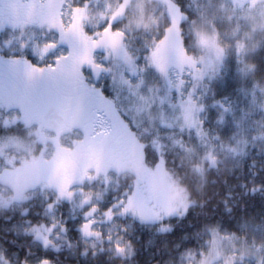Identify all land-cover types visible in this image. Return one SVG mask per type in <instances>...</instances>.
Returning a JSON list of instances; mask_svg holds the SVG:
<instances>
[{
    "label": "rangeland",
    "instance_id": "1",
    "mask_svg": "<svg viewBox=\"0 0 264 264\" xmlns=\"http://www.w3.org/2000/svg\"><path fill=\"white\" fill-rule=\"evenodd\" d=\"M21 1L24 0L17 3ZM33 2L31 9L38 17L11 25L12 32L4 45L13 50L6 55L0 54V71L4 73L3 68L8 65L21 63H26L30 69L54 66L67 54L65 48L76 51L87 41L93 42L92 38L102 36L107 42L93 45L98 53L88 56L84 65L89 70L93 66V71L94 67L101 68L99 86L92 75L89 74V81L79 75L83 79L80 85L88 98L73 99V110L86 114L87 120L94 117L96 133L129 131L134 127L141 136L151 138L159 161L152 173L143 157V147L147 143L142 147L132 141L133 135L129 132L128 142L135 155L136 183L128 185L124 201L118 200L106 211L99 212L97 200L117 192V186L119 189L123 186L114 181L115 172L106 170L100 163L86 161L76 166L79 159L74 156L61 160L63 151L73 152L71 141L81 137L75 131L60 132L46 125L39 101L54 97L61 107L68 101L61 98L58 90L47 89L43 94L28 96L15 92L3 103L1 99H5L9 91L3 90L0 77V115L12 110L4 116V123L23 126L26 131L25 137L16 134L0 138V208L29 199L33 190L48 193L49 197L53 196L47 207L52 225L58 223L54 207L68 203L73 216H83L85 241L94 247L101 242L108 244L115 255L125 257L132 250L120 236L124 228L119 217L128 215L166 228L170 217L181 216L188 209L186 194L176 186L165 168L167 149H184L190 160L195 156L199 159L200 168L206 162L214 164L219 152L230 156L248 149L264 151V85L254 84L249 90H243L237 103L239 109L231 100L214 98L212 90L229 51L234 49L241 58L259 48L264 39V0H193L199 16L188 28L195 36L197 56L188 54L183 47L181 23L189 18L172 0H152L151 4L148 0H85L77 7H72L69 0ZM164 10L170 26L146 56L145 64H138L115 47L123 35L145 28V22H158ZM113 15L116 19L129 17L124 31H95ZM216 21L224 24L223 35L215 26ZM86 29L92 31L87 41ZM17 53L21 56H16ZM24 53L37 57V61L33 62ZM48 57H53L55 63H44ZM250 71L251 67L245 64L241 73L248 75ZM62 76L66 79V74ZM107 78L108 90L105 91L102 81ZM65 79L62 80L64 90H76V95L80 85L69 89L72 87ZM31 84L34 85L35 80ZM16 96L17 100L13 98ZM66 106L63 107L69 108ZM216 109L220 114L212 118L210 112ZM211 123L232 125L235 129L230 138L223 140ZM209 234L207 252H201L198 258L188 254L183 264H264V243L248 242L217 229L210 230ZM52 235L61 236L58 226L54 234L52 228H48V239ZM42 240L48 242L43 237Z\"/></svg>",
    "mask_w": 264,
    "mask_h": 264
},
{
    "label": "trees",
    "instance_id": "2",
    "mask_svg": "<svg viewBox=\"0 0 264 264\" xmlns=\"http://www.w3.org/2000/svg\"><path fill=\"white\" fill-rule=\"evenodd\" d=\"M17 1L19 2L0 0V54L3 55L13 50V47L9 46L7 49L4 45L12 32L11 25L22 19L38 17L31 9L35 4L33 0H24L20 4ZM69 1L72 7H77L82 6L85 0ZM172 1L189 18L188 21L181 23L183 47L188 54L197 56L199 52L195 46V36L188 28L190 22L199 16L194 2ZM128 18L126 15L117 19L115 15L110 16L102 25L97 26L95 31L122 32ZM223 25L215 22L222 35L225 31ZM169 26L168 13L164 10L158 22L151 27L123 35L115 47L122 54L132 57L138 64H145L146 56L153 46L163 39ZM86 30L87 41L91 38L92 31ZM92 41H87L86 45L76 51L64 47L67 54L62 58L58 56V62L54 66L30 69L26 63H21L3 68L4 73L0 71L4 84L2 88L9 91L5 99H1L3 103H7L15 92L21 96H28L34 93L43 94L48 89L51 92L58 90L60 94L62 80L65 79L62 73L66 74V84L72 87L69 89H74L83 81L79 76L80 72L83 71L86 76L92 75L93 66L89 70L84 68V65L88 56L98 53L93 45L98 46L107 42L102 36L99 39L92 38ZM24 54L33 62L37 61V57L29 53ZM16 56L21 54L17 53ZM52 62L53 57H48L44 63L49 65L53 64ZM243 64L251 67L248 75L241 73ZM97 70L100 73L101 68ZM97 70L94 67V71ZM14 79H19L18 85L13 83ZM33 80L34 85L31 84ZM108 82V78L102 81L105 91L108 90ZM254 84L264 85V39L257 50L248 52L241 58L234 49L229 51L225 65L212 84L213 97L219 100L228 99L237 105L241 92L249 90ZM35 88L38 89L37 92ZM78 89L75 99H81L80 97L87 99L88 95L83 86L80 85ZM13 98L17 100L18 97ZM236 107L239 109V105ZM11 111L8 109L0 115V138L16 134L25 137L26 131L23 126L4 123V116ZM219 114L218 109L210 112L212 118L218 117ZM236 117L238 118V115ZM205 123L208 124L207 121ZM211 124L215 126L223 140L230 138L235 129L231 128L232 125L225 126L223 123ZM135 132L136 137H131L130 134L133 135ZM124 133H127L125 136L131 163L135 164V155L128 137L137 144L140 143L142 147L147 143L143 147L144 162L147 168L155 173L159 153L150 143L151 138L141 136L134 127L130 134L128 131ZM185 152L184 149H167L164 156L167 172L176 186L186 194L187 211L181 216L170 217L166 222V228L159 224L144 223L128 215L119 217L120 225L124 228L121 229L120 236L125 244L131 247L130 255L117 256L108 244L103 245L101 242V245L94 247L85 241L82 231L85 223L83 216L79 214L73 216L68 203L62 202L57 208L54 207L58 223L52 225L47 207L52 203L53 196L49 197L48 193L41 194L33 190L29 199L15 203L9 208H0V264H183L188 254L198 258L201 252H207L209 232L212 229H217L228 236L235 235L248 242L264 243V151L248 149L244 153L230 156L219 152L214 164L206 162L202 168L199 167L200 161L196 156L192 161ZM135 174L133 168L120 177L115 173L114 181L120 182L123 187L119 189L120 186H117L118 188H115L117 192H110L100 201L97 200L99 205L96 207L99 208V212L106 211L118 200H125L123 194L129 188L128 185L136 183ZM57 226L60 228L61 236L58 238L52 235L48 239V228H52L54 234ZM42 237L48 242L41 241ZM3 259L8 263H4Z\"/></svg>",
    "mask_w": 264,
    "mask_h": 264
},
{
    "label": "flooded vegetation",
    "instance_id": "3",
    "mask_svg": "<svg viewBox=\"0 0 264 264\" xmlns=\"http://www.w3.org/2000/svg\"><path fill=\"white\" fill-rule=\"evenodd\" d=\"M79 75L83 76V79L85 78L84 72H80ZM92 75L95 80H97V75L94 72H92ZM18 82L19 79H14L13 81L15 85H18ZM75 93L76 91L67 92L63 87L60 90L61 98L68 101V104L66 105H68L69 108H64L67 107L66 105H63L64 107L62 106V108L68 113V120L58 131H75L79 133V137H81L76 141H71L73 152L62 150L64 155L61 157V160H68L74 156L75 159H79L75 162L76 166L82 163L85 164L86 161H89L88 163L90 164L100 163L102 164L101 166H104L103 168L106 170H113V172H115L119 177L124 173L132 171L135 164L131 163L132 160H130V155L127 150V136H125L127 133H124L125 131L123 129L121 131L118 130L116 133H112L111 131L108 133H96V121L94 117L93 119L91 118V120H87L86 114H81L80 110H78V112L73 110L75 103L72 102V100L76 98ZM48 100H53L61 106L60 102L54 97L49 98L44 102L41 100L39 102L42 106ZM84 118L85 120H83ZM130 131L131 130L128 132ZM133 136L136 137V133H134ZM78 156H80V158ZM62 165H64V163ZM3 262L8 263L5 260Z\"/></svg>",
    "mask_w": 264,
    "mask_h": 264
},
{
    "label": "water",
    "instance_id": "4",
    "mask_svg": "<svg viewBox=\"0 0 264 264\" xmlns=\"http://www.w3.org/2000/svg\"><path fill=\"white\" fill-rule=\"evenodd\" d=\"M68 118V114L55 102H47L43 106V120L55 129H59Z\"/></svg>",
    "mask_w": 264,
    "mask_h": 264
},
{
    "label": "clouds",
    "instance_id": "5",
    "mask_svg": "<svg viewBox=\"0 0 264 264\" xmlns=\"http://www.w3.org/2000/svg\"><path fill=\"white\" fill-rule=\"evenodd\" d=\"M148 3L151 4L152 3V0H148ZM155 23V20H150V21H147L144 23V27L145 28H148V27H151V25Z\"/></svg>",
    "mask_w": 264,
    "mask_h": 264
}]
</instances>
